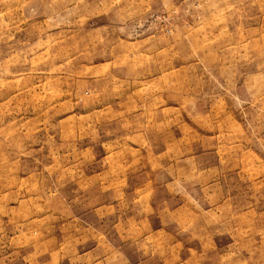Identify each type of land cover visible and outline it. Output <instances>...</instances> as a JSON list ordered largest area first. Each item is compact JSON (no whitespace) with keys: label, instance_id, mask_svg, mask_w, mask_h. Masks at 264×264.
<instances>
[{"label":"rangeland","instance_id":"obj_1","mask_svg":"<svg viewBox=\"0 0 264 264\" xmlns=\"http://www.w3.org/2000/svg\"><path fill=\"white\" fill-rule=\"evenodd\" d=\"M0 264H264V0H0Z\"/></svg>","mask_w":264,"mask_h":264}]
</instances>
